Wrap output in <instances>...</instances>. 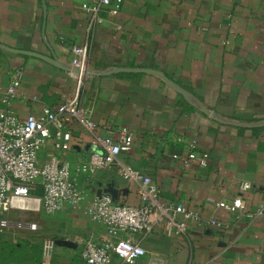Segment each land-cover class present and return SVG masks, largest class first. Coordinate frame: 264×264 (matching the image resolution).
<instances>
[{
    "label": "crops",
    "instance_id": "obj_1",
    "mask_svg": "<svg viewBox=\"0 0 264 264\" xmlns=\"http://www.w3.org/2000/svg\"><path fill=\"white\" fill-rule=\"evenodd\" d=\"M85 1L0 0V112L22 120L75 99L95 125L89 130L66 116L71 147L57 154L71 165L86 201L35 220L12 213L10 221L35 222L56 234L40 252V264H85L84 243L107 238L86 213L92 196L109 187L115 202L140 200L138 184L125 180L119 165L89 174L79 164L97 149L94 136L116 140L127 127L133 145L120 162L150 176L160 201L198 214L180 236L167 235L162 225L124 235L145 250L134 264H264V219L246 216L264 205V0H123L116 16L104 11L97 17L81 8ZM74 46L86 49L89 69L160 71L210 114L150 74H72L62 66H72ZM13 76L19 87L5 104ZM191 152L206 153L207 165L188 161ZM49 154L48 144L40 161ZM244 181L249 188L240 191ZM238 195L242 213L216 208ZM112 262L120 263L114 255ZM0 264L18 263L0 247Z\"/></svg>",
    "mask_w": 264,
    "mask_h": 264
},
{
    "label": "built area",
    "instance_id": "obj_2",
    "mask_svg": "<svg viewBox=\"0 0 264 264\" xmlns=\"http://www.w3.org/2000/svg\"><path fill=\"white\" fill-rule=\"evenodd\" d=\"M123 0H86L81 8L97 17L99 12L116 16ZM71 65L84 68L87 52L84 47H72ZM83 78L84 75H78ZM19 76H13L6 89L3 101L9 104L19 87ZM66 116L76 117L87 129L92 130L94 123L84 119L78 102L72 99L59 104L55 109H44L40 115L29 114L19 119L8 111L0 112V241L5 228L11 223L21 228L28 225L35 230L33 222L23 219L11 222V213L23 215L31 211H43L53 214L65 206L75 209L86 201V193L80 190L72 180L71 165L58 158L57 154L67 152L71 147V133L64 128ZM49 144L50 154L40 161V150ZM95 150L90 151L79 170L93 174L110 165H119L122 177L138 184L140 203L126 204L115 202L108 193H96L85 205L89 218L104 226L107 238L101 243L87 240L81 256L85 264H134L145 255L144 248L132 237L135 233H148L154 227L162 225L169 236H180L187 231L190 221L198 220V214L188 210L181 203L167 204L159 200V189L150 176L137 169L124 165L119 156L128 152L133 145V134L127 127L118 129L116 140L94 136ZM188 161L196 160L205 167L208 155L191 152ZM40 185V194H34ZM249 183L239 185L240 191H246ZM217 209L230 213L243 212L244 200L238 195L231 200H219ZM251 219H264V205L254 212H248ZM211 225L216 224L210 220ZM112 255L120 263L112 262Z\"/></svg>",
    "mask_w": 264,
    "mask_h": 264
},
{
    "label": "rangeland",
    "instance_id": "obj_3",
    "mask_svg": "<svg viewBox=\"0 0 264 264\" xmlns=\"http://www.w3.org/2000/svg\"><path fill=\"white\" fill-rule=\"evenodd\" d=\"M34 194H40V185H38ZM78 208L79 206L75 209L71 208V210L75 211ZM14 214L19 215L18 212H15ZM44 214L45 212L43 211H31L22 216L27 215L29 218L35 220L38 216ZM4 217L5 215H0V218ZM23 222L25 223L24 219ZM46 223L47 222H45V224ZM51 236L56 237V234L49 230H46L45 232L41 229L32 230L28 225H23L21 228L13 225L5 228V232L1 236L0 247L4 253L8 252L9 259L12 263L33 264L35 260L34 256L43 251V248L49 247V239H52Z\"/></svg>",
    "mask_w": 264,
    "mask_h": 264
},
{
    "label": "water",
    "instance_id": "obj_4",
    "mask_svg": "<svg viewBox=\"0 0 264 264\" xmlns=\"http://www.w3.org/2000/svg\"><path fill=\"white\" fill-rule=\"evenodd\" d=\"M55 62H56V60H55ZM56 65H59V63L56 62ZM62 67L66 68L67 71L71 72L72 74H75V75H79V74L81 75L82 74L84 76H88V75H97V76L110 75V74H114V73H118V72H122V71L150 74V75H153V76L157 77L158 79H160L165 85H167L169 88H171L172 90L177 92L179 95H181L185 99V101L187 103H189L191 106L195 107L196 109H198L199 111H201L205 114H210V111L208 109H206L204 107V105L193 94H191L187 90L183 89L177 83H175L174 81H172L171 79L166 77L162 72L154 70V69L112 67V68H106L103 70H94V69H89L87 66H85L84 68H80V67H76V66H69V67L68 66L67 67L62 66ZM105 193L110 194V196L113 199L112 190L111 189L109 190V187H108V190L105 191Z\"/></svg>",
    "mask_w": 264,
    "mask_h": 264
},
{
    "label": "trees",
    "instance_id": "obj_5",
    "mask_svg": "<svg viewBox=\"0 0 264 264\" xmlns=\"http://www.w3.org/2000/svg\"><path fill=\"white\" fill-rule=\"evenodd\" d=\"M34 258H35V260H34L33 264H40V252Z\"/></svg>",
    "mask_w": 264,
    "mask_h": 264
}]
</instances>
